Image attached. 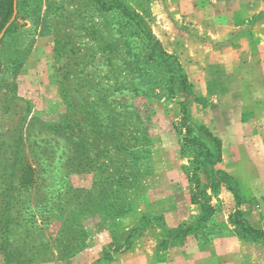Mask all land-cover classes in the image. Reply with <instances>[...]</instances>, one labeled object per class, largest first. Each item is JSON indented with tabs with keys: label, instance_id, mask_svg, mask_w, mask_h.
<instances>
[{
	"label": "rangeland",
	"instance_id": "obj_1",
	"mask_svg": "<svg viewBox=\"0 0 264 264\" xmlns=\"http://www.w3.org/2000/svg\"><path fill=\"white\" fill-rule=\"evenodd\" d=\"M120 1L142 16L163 49L179 60L198 96L190 106L192 121L201 122L221 140L222 162L218 168L237 181L244 194L241 200L248 202L238 204L224 185L212 193V176L203 172L202 165H191L193 154L181 153L184 132L178 128L179 95L166 99L159 97V92H149L122 98L132 113L131 121L147 131L144 150L148 167L137 185L126 191L129 205L119 222L111 219L104 223L96 212L82 217L85 247L65 260L59 258L58 247L67 243L68 236L67 231L60 234L62 221L58 218L47 224L41 236L30 234L23 243L25 207L36 213L39 200L55 196L52 191L57 187H70L79 192L76 197H94L99 191L98 177L107 175L98 168L105 161L101 144L84 143L86 154L78 146L89 134L78 110L68 109L70 92L66 94L62 83L66 79L71 83L70 68L92 72V65L100 61L97 53L92 55L88 50L91 43L86 37L89 23H98L99 19L92 15L86 0H38L37 7L15 21L13 17L0 33V189L7 184L16 149L19 160L35 169L34 178L39 183V187L27 191L16 189L15 183L10 192V204L4 210V218H9L8 233L1 231L13 247L17 246L10 254L14 259L10 264H84L88 258L82 256L86 254L98 256L87 264H116L134 247L144 248L152 239L162 241L165 231L178 227L168 214L161 213L166 211L174 215L189 213L183 223L191 224L183 227L190 230L179 235L184 245L197 239L206 245L212 237L240 232L242 217L236 213H246V221L259 224L264 232V0ZM260 7L258 12L248 14ZM100 20L99 27L106 28L104 15ZM12 22L11 29L4 33ZM111 23L107 18V28ZM57 43L62 46L59 51ZM68 119H73L77 127L70 125L71 129L62 134L53 131L55 125ZM66 161L72 168H61ZM86 164L90 167H83ZM184 168H189L188 174ZM50 179L52 185L46 188ZM190 185L195 198L205 185L207 198L202 200L209 208L191 202ZM5 197L0 190V201L5 202ZM70 201L76 204L77 198ZM30 223L39 227V217ZM258 238L261 240L253 261L264 264V235ZM42 242L47 245L36 250V259L28 262L32 254L26 249H37ZM24 255L28 257L25 262H17ZM77 255L83 260L75 258ZM221 260L231 264V260ZM0 264H4L1 252Z\"/></svg>",
	"mask_w": 264,
	"mask_h": 264
},
{
	"label": "trees",
	"instance_id": "obj_2",
	"mask_svg": "<svg viewBox=\"0 0 264 264\" xmlns=\"http://www.w3.org/2000/svg\"><path fill=\"white\" fill-rule=\"evenodd\" d=\"M86 1L92 15L96 14L99 19L98 23L94 21L89 23L90 26L86 29V37L91 43L88 50H91L92 55L94 52L97 53L100 61L96 65H92L91 68H94L92 72H84V69H78L76 66L70 68L72 70L71 83L68 79L62 83L66 86L64 87L66 94L67 91L70 92L67 99L68 109L70 111L78 110L82 115L84 129L89 134V137H86L84 141L82 139V143L78 146L86 154L88 148L83 146L84 143L93 145L94 142H99L103 148L102 153L105 161L101 162L98 168H102V172L107 175L98 177L96 185L99 191L94 197L90 194L83 197L78 194L76 197L75 193L79 192L73 191L70 187L62 188L63 190L55 188L52 191L56 193L55 196L47 200H39L36 204V213L28 212L25 207L26 223L21 225L25 234L23 240L25 243L30 234L41 236L47 224L54 218L61 220L60 234L64 235L67 231L68 236L67 243L63 247H58V256L64 260L75 256L85 247L86 235L80 224V219L87 214L96 212L102 222L115 219L118 220V223L129 205L125 198L126 191L136 186L139 179L147 174L148 158L145 156L146 151L144 150L148 142L147 131L140 124L135 125L131 121L132 113L128 109L126 100L122 98L159 92V97L167 99L170 95L173 98L178 94L181 113L178 128L184 132L180 145L181 153L193 154L194 159L198 158V161L195 162L193 159L191 165H202L203 172L212 176L213 183L210 187L212 193H215L220 185H224L238 204H247L248 202L245 199L241 200L244 198V194L237 181L218 168L222 162L221 140L201 122L192 121L190 106L198 101V96L179 60L163 49L144 18L124 6L120 0ZM36 2L38 0H0V33L13 17V21H15L21 14L37 7ZM103 15L104 21H106L104 29L99 27ZM107 18L113 22L110 28H107L109 26ZM12 24L13 22L6 27L4 33L11 29ZM61 47L57 43L58 49L56 50H61ZM99 65H102L103 68H98ZM73 92L77 94L74 95ZM70 125L77 127L73 119L70 122L68 119L55 125L53 131L57 134L65 133L64 130L71 129ZM90 137L92 140L86 141ZM18 152L19 150L16 149L12 162L9 164L7 184L0 189L1 194L7 199L4 200L5 202L0 201V252L4 256V264L12 263L14 259L10 254L17 249V246H12L9 237H5V233H3L5 235H1L2 229L8 233L9 218H4L6 212L4 210L10 204L8 201L11 198L10 192L14 189L15 183L18 186L16 189L19 190L27 191L32 187H39L37 178H34L35 169L29 163L21 162ZM88 164L83 167H90ZM21 165L22 167L19 168ZM79 165H81V161ZM69 166L72 168V164L69 165V162L66 161L61 168L66 170ZM188 169L184 168L185 174L189 173ZM16 173L17 176L13 179ZM51 180L53 179L44 185L46 188L51 187ZM205 188L203 185L198 190L199 197L195 198L190 185L191 202L200 205L202 209L209 208L202 200L207 198L204 192ZM99 196L102 198L101 200L95 198ZM75 198H77L76 204H73L72 201L69 202V199ZM252 203L255 201L252 200ZM70 207L73 208L70 209ZM236 215L242 217L243 225L240 232H234L235 236L248 242L260 241L258 235H264V232L259 224L246 221V213H236ZM36 217H39L40 226L34 228V223H30V221ZM189 230L190 227L178 226L173 231H165L163 238L166 240L162 239L159 246L171 244L172 239H178L180 234ZM110 234L115 240V234L111 231ZM80 237L83 240L78 241L77 239ZM78 242L81 243L77 245ZM177 242L182 244L180 238ZM44 245L46 246L47 243L38 244L37 249L34 247L26 249L24 246V249L31 252L32 255L29 258L24 255L17 262H25L24 260L27 258L28 262L35 260L36 250L41 246L43 248ZM42 250L44 251V249Z\"/></svg>",
	"mask_w": 264,
	"mask_h": 264
},
{
	"label": "crops",
	"instance_id": "obj_3",
	"mask_svg": "<svg viewBox=\"0 0 264 264\" xmlns=\"http://www.w3.org/2000/svg\"><path fill=\"white\" fill-rule=\"evenodd\" d=\"M212 1V0H210ZM250 11L248 14H254L261 10ZM162 214H168L172 220L176 221L174 226H184L191 223H183V220L189 218V213L182 215H174L172 211L161 212ZM166 240V238H161ZM161 241L152 239L150 243L144 247H134L121 262L116 264H225L221 259L226 258L227 261L231 260V264H256L253 261V256L256 249H259V243L248 242L238 238L231 234L226 236H216L210 238L206 245H202L203 241L200 239L191 241L192 244L184 245L179 242L164 246L162 250H159V244ZM245 256V257H244ZM253 256V257H252ZM83 260L82 257H87L88 261L84 260V264L95 260L98 256H76L75 258ZM239 260H242L240 263ZM257 260V259H256Z\"/></svg>",
	"mask_w": 264,
	"mask_h": 264
}]
</instances>
